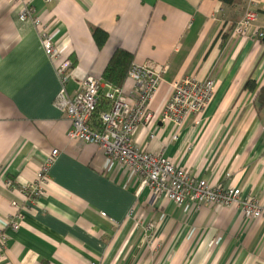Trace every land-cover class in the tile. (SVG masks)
Instances as JSON below:
<instances>
[{"label": "crops", "instance_id": "obj_1", "mask_svg": "<svg viewBox=\"0 0 264 264\" xmlns=\"http://www.w3.org/2000/svg\"><path fill=\"white\" fill-rule=\"evenodd\" d=\"M31 1L72 61L69 94L87 77L102 79L119 49L138 64L167 67L135 143L192 176L264 199V107L257 99L264 39L233 35L248 0ZM11 3L0 0V234L7 237L5 247L0 238V264H116L130 253L128 264H264V219L224 206L178 207L150 189L138 193L137 174L68 137L71 122L56 104V65L33 21L20 19L22 5ZM257 24L264 29V0ZM96 27L108 33L103 46ZM186 77L213 78L214 97L182 126L165 122L173 82ZM250 80L255 90L246 88ZM133 86L127 77L124 91ZM55 149L45 194L25 201L23 187ZM12 201L28 207L19 230L9 227ZM149 223L158 242L153 255L145 244Z\"/></svg>", "mask_w": 264, "mask_h": 264}, {"label": "built area", "instance_id": "obj_2", "mask_svg": "<svg viewBox=\"0 0 264 264\" xmlns=\"http://www.w3.org/2000/svg\"><path fill=\"white\" fill-rule=\"evenodd\" d=\"M9 1L22 5L20 19L33 21L39 29L46 54L56 65L61 82L56 104L71 122V131L68 134L70 139H80L87 144L96 145L112 162L126 166L137 174L140 181L138 193L148 188L154 196H165L178 207L187 203H194L197 207L224 206L237 208L247 217L264 218V199L244 194L236 186L212 184L192 176L173 158L166 157L163 153L147 151L133 141L138 126L148 123L152 118L148 104L154 100L164 82L167 67L149 69L134 65L128 72V78L134 79V86L129 93L124 91L123 86H116L103 78L87 77L81 82L80 89L71 95L67 91L72 78L70 57L64 56L52 32L42 25L31 0ZM259 11L260 0H248L242 18L233 27V35L264 39V29L257 24ZM215 87L216 81L213 78L199 80L186 77L175 80L172 97L165 105L162 115L163 121H172L182 126L191 116L208 107L214 97ZM102 100L107 102V107L96 124L95 113ZM58 154V149L53 150L38 172L36 180L23 187L25 201L32 202L45 194L48 169ZM12 205L16 211L11 217L9 227L19 230L24 219L22 209L26 205L20 207L17 201H12ZM102 214L107 216L106 213ZM0 238L2 244L6 245L7 237L4 233L0 234ZM211 244L214 245L215 242Z\"/></svg>", "mask_w": 264, "mask_h": 264}, {"label": "trees", "instance_id": "obj_3", "mask_svg": "<svg viewBox=\"0 0 264 264\" xmlns=\"http://www.w3.org/2000/svg\"><path fill=\"white\" fill-rule=\"evenodd\" d=\"M226 3L235 2L236 0H222ZM93 36L96 40V42L103 46L107 39H108V33L101 29V28H93ZM134 63V55L131 52H128L123 49H119L114 52L113 56L109 60L108 66L104 72L103 79L104 81L113 83L116 86H123L127 80L128 72L131 69L132 65ZM246 88H249L250 90H255L256 84L254 81L250 80L246 83ZM257 99L259 102V107H264V86L259 90L257 94ZM101 111H104L107 107V102L105 100H102L99 105ZM100 109L97 110V112Z\"/></svg>", "mask_w": 264, "mask_h": 264}, {"label": "rangeland", "instance_id": "obj_4", "mask_svg": "<svg viewBox=\"0 0 264 264\" xmlns=\"http://www.w3.org/2000/svg\"><path fill=\"white\" fill-rule=\"evenodd\" d=\"M11 5H16V3L14 2V1H12V3H11ZM98 109H100L98 112H96L95 113V123L97 124L98 123V121H99V119H100V116H101V114L103 113V111H101V109L102 108H100L99 106H98ZM97 109V110H98ZM205 110V109H204ZM203 110V111H204ZM202 112V111H201ZM200 113V112H199ZM43 170V169H42ZM145 189H148V188H145ZM18 202V201H17ZM18 204H19V206L20 207H23V203H19L18 202ZM22 211H23V213H24V219L22 220V222H21V224L24 222V220H25V217H26V212L28 211V207L26 206L25 207V209L23 208L22 209ZM132 212V211H131ZM154 227V225L153 224H151V223H149L148 225H147V227H146V233H147V238H146V242H145V244H147L148 246H149V248L150 249H152V251L150 252V253H152V255L153 254H155L156 252H157V247H158V242H156V237H155V235H154V232H153V230L155 229V227ZM152 228H153V230H152ZM145 239V238H144ZM148 242V243H147ZM7 244V243H6ZM4 247H5V245H4ZM5 249V248H4ZM130 255H131V257L133 258V259H135V256H133V255H136V253H130L126 258H125V254H124V256L123 257H121V259H119L117 262H116V264H128V260H129V257H130ZM4 258V251H2V252H0V259H3Z\"/></svg>", "mask_w": 264, "mask_h": 264}, {"label": "bare ground", "instance_id": "obj_5", "mask_svg": "<svg viewBox=\"0 0 264 264\" xmlns=\"http://www.w3.org/2000/svg\"><path fill=\"white\" fill-rule=\"evenodd\" d=\"M134 65H135V66H143V67H147V68H149V69H154V67H151V66H149L148 64H145V63H143V64H140V63H139V64H138V63L134 62L133 65H132V67H133ZM132 67H131V68H132ZM163 67H164V66H163ZM159 68H161V67H159ZM130 79L134 80V79L131 78V77H130ZM129 91H130V90H129ZM171 97H172V96H171ZM170 99H171V98H170ZM170 99H169V100H170ZM168 102H169V101H168ZM151 103H152V102H151ZM151 103L148 104V111L151 112V113H154V111H153L152 108H151ZM164 112H165V108H164V110H163V113H164ZM163 113H162V115H163ZM70 131H71V128L69 129L68 134H69ZM133 141L135 142V140H133ZM261 219H264V218H261Z\"/></svg>", "mask_w": 264, "mask_h": 264}]
</instances>
